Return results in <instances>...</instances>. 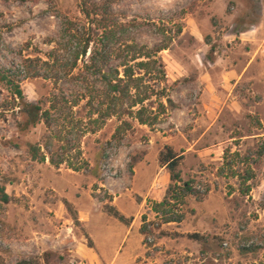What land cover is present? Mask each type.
Returning <instances> with one entry per match:
<instances>
[{"label":"rangeland","instance_id":"obj_1","mask_svg":"<svg viewBox=\"0 0 264 264\" xmlns=\"http://www.w3.org/2000/svg\"><path fill=\"white\" fill-rule=\"evenodd\" d=\"M113 8L129 26L122 43L160 50L165 76L137 71L123 107L148 99L140 115L148 125L136 120L141 106L106 117L105 89L81 61L59 82L22 77L29 102L57 95L62 106L51 128L25 134L0 115V187L9 197L0 201V264H264V0H115ZM59 15L84 20L78 0H0V67L45 59ZM79 43L59 41L64 63ZM166 146L183 157L182 183L208 193L156 211L171 184L159 164Z\"/></svg>","mask_w":264,"mask_h":264},{"label":"trees","instance_id":"obj_2","mask_svg":"<svg viewBox=\"0 0 264 264\" xmlns=\"http://www.w3.org/2000/svg\"><path fill=\"white\" fill-rule=\"evenodd\" d=\"M115 0H78V9L83 17V22L77 23L67 19L65 16H58L61 24L58 41L54 42V47L45 55V59L33 58L22 61L19 66H3L0 67V90L4 91L2 95V103H0V115L10 113L16 124V129L19 134H25L32 129L37 128L43 124L47 128L52 126L53 111L62 106L59 101V96L52 95L48 99L38 101L36 103L29 102L21 88V78L27 79H43L50 80L53 78L59 82L66 80L72 71L78 68V62L82 63V70L97 77L105 89L104 98L107 108L105 110L106 117H121L128 109L136 106H143L148 99H138L133 101L129 107H124V102L131 99L130 92L133 89H138V83L141 79L135 77V73L149 72L151 68L159 70V73L164 77V65L159 58L157 52L148 49L146 46H139L136 43H122L121 36L128 31V25L122 23L118 14L115 12L113 5ZM101 32L99 36L98 33ZM98 37L95 42V37ZM67 37L78 38L79 48L73 52L70 58L63 62L59 55L62 50L58 43ZM119 48L112 49V46ZM123 47V49H121ZM119 53L116 54L115 52ZM88 54V57H87ZM87 58V59H86ZM115 59L118 62L116 66H109L110 62ZM104 69L106 72L104 73ZM54 74V77H52ZM89 98L88 104L93 108V101L95 96L85 95ZM67 104L68 102H63ZM75 104H77L75 102ZM168 104L172 102L168 99ZM49 106V107H47ZM163 106V105H161ZM144 107L137 112L138 123L142 126H147L146 122L140 116ZM7 144H12L8 143ZM14 148H19L18 144H13ZM27 152L32 160L44 161L45 156L41 153L40 148L34 145L27 146ZM259 156L264 155V144L258 151ZM183 161V157L177 155L172 148L166 146L164 151L159 156V164L165 168L169 175L171 184L166 192L165 197L161 203H154V210L158 208L168 207L172 204L185 205L186 199L195 198L202 201L208 193V189L204 192H199L195 189L194 181H187L182 183L180 172L178 168ZM51 163L55 165L51 158ZM252 177H248L247 180ZM179 186L178 184H181ZM9 197L5 194L4 188L0 187V201L8 203ZM106 213L116 219L124 226L130 224V220L126 219L118 213L114 207L107 205L105 207ZM180 216L177 222L183 220ZM169 219L167 222H172ZM77 223V220L74 218ZM144 236L150 231L147 227H142L140 230ZM88 247L92 248V241L87 235ZM189 239L194 241H204L199 235H189Z\"/></svg>","mask_w":264,"mask_h":264},{"label":"crops","instance_id":"obj_3","mask_svg":"<svg viewBox=\"0 0 264 264\" xmlns=\"http://www.w3.org/2000/svg\"><path fill=\"white\" fill-rule=\"evenodd\" d=\"M227 77L232 79V78H233V75H229V74H228ZM225 79H226V78H225ZM163 169H165V168H163Z\"/></svg>","mask_w":264,"mask_h":264}]
</instances>
